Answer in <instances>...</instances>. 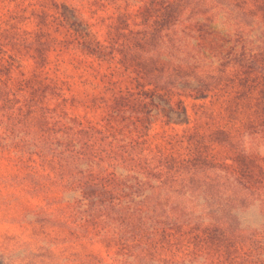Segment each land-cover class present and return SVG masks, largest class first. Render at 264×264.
Segmentation results:
<instances>
[{"label": "rangeland", "instance_id": "rangeland-1", "mask_svg": "<svg viewBox=\"0 0 264 264\" xmlns=\"http://www.w3.org/2000/svg\"><path fill=\"white\" fill-rule=\"evenodd\" d=\"M0 264H264V0H0Z\"/></svg>", "mask_w": 264, "mask_h": 264}]
</instances>
